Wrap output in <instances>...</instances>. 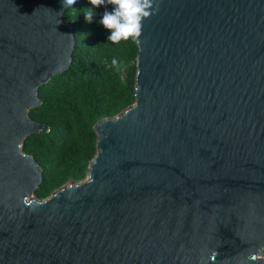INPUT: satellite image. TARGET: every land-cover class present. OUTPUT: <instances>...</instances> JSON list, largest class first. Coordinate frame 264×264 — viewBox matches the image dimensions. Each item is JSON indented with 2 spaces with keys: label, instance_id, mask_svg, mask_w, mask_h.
<instances>
[{
  "label": "water",
  "instance_id": "obj_1",
  "mask_svg": "<svg viewBox=\"0 0 264 264\" xmlns=\"http://www.w3.org/2000/svg\"><path fill=\"white\" fill-rule=\"evenodd\" d=\"M64 10L0 0V264H264V0H160L134 103L95 124L86 178L39 199L21 145L72 61Z\"/></svg>",
  "mask_w": 264,
  "mask_h": 264
},
{
  "label": "trees",
  "instance_id": "obj_2",
  "mask_svg": "<svg viewBox=\"0 0 264 264\" xmlns=\"http://www.w3.org/2000/svg\"><path fill=\"white\" fill-rule=\"evenodd\" d=\"M89 0H76L64 10L62 20L73 26L75 47L72 61L37 88L40 104L28 110L47 131L27 135L21 145L42 166V180L33 191L39 199L59 187L86 178L97 152L95 124L123 112L135 101L136 40H107L111 34L99 23L105 10L95 9L92 22L85 19ZM113 59L117 64L113 65Z\"/></svg>",
  "mask_w": 264,
  "mask_h": 264
},
{
  "label": "clouds",
  "instance_id": "obj_3",
  "mask_svg": "<svg viewBox=\"0 0 264 264\" xmlns=\"http://www.w3.org/2000/svg\"><path fill=\"white\" fill-rule=\"evenodd\" d=\"M76 0H62L63 7L72 8ZM91 7L84 9L85 19L92 22L97 15L95 9L111 5L112 10H105L99 23L111 34L108 41L119 43L121 40L138 39L142 35L143 21L159 12L160 0H89ZM113 65L117 60L113 59ZM248 261L255 262L257 255L251 253Z\"/></svg>",
  "mask_w": 264,
  "mask_h": 264
},
{
  "label": "rangeland",
  "instance_id": "obj_4",
  "mask_svg": "<svg viewBox=\"0 0 264 264\" xmlns=\"http://www.w3.org/2000/svg\"><path fill=\"white\" fill-rule=\"evenodd\" d=\"M264 256V248L259 251V256Z\"/></svg>",
  "mask_w": 264,
  "mask_h": 264
}]
</instances>
